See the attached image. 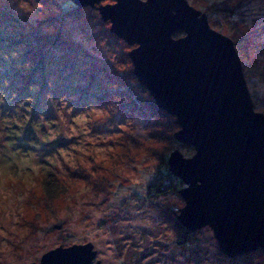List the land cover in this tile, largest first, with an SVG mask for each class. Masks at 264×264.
Listing matches in <instances>:
<instances>
[{
    "label": "rangeland",
    "instance_id": "obj_1",
    "mask_svg": "<svg viewBox=\"0 0 264 264\" xmlns=\"http://www.w3.org/2000/svg\"><path fill=\"white\" fill-rule=\"evenodd\" d=\"M186 1L234 43L264 115V0ZM28 2L31 13L0 0V264L86 244L100 264H264L261 250L227 258L208 227L185 234L178 224L185 185L162 174L173 151L194 152L134 77L137 46L95 8Z\"/></svg>",
    "mask_w": 264,
    "mask_h": 264
},
{
    "label": "water",
    "instance_id": "obj_2",
    "mask_svg": "<svg viewBox=\"0 0 264 264\" xmlns=\"http://www.w3.org/2000/svg\"><path fill=\"white\" fill-rule=\"evenodd\" d=\"M98 10L129 46L133 75L156 107L175 118L166 165L185 185L176 215L188 232L208 227L228 258L264 252V115L256 113L233 42L186 0H69ZM183 37L175 39L176 33ZM91 244L57 248L32 264L94 263Z\"/></svg>",
    "mask_w": 264,
    "mask_h": 264
},
{
    "label": "clouds",
    "instance_id": "obj_3",
    "mask_svg": "<svg viewBox=\"0 0 264 264\" xmlns=\"http://www.w3.org/2000/svg\"><path fill=\"white\" fill-rule=\"evenodd\" d=\"M17 8L24 13H31L34 11L31 4L28 2V0H17ZM5 192L2 186H0V206H3V201L5 197ZM0 235H3L2 232H0Z\"/></svg>",
    "mask_w": 264,
    "mask_h": 264
},
{
    "label": "trees",
    "instance_id": "obj_4",
    "mask_svg": "<svg viewBox=\"0 0 264 264\" xmlns=\"http://www.w3.org/2000/svg\"><path fill=\"white\" fill-rule=\"evenodd\" d=\"M179 34V33H178ZM175 36V35H174ZM173 36V37H174ZM175 38V37H174ZM234 44V43H233ZM234 48H235V45H234ZM238 52V51H237ZM238 54V53H237ZM140 86H142V85H140ZM143 87V86H142ZM145 88V87H144ZM146 89V88H145ZM176 142V141H175ZM178 143V142H177ZM179 144V143H178ZM182 145V144H181ZM187 156V155H186ZM166 167H167V165H166ZM168 168V167H167ZM164 174V175H163ZM163 174H162V176H163V178L165 179V180H168V182H171V180L173 181L175 178L170 174V172H169V170L168 169H166L164 172H163ZM178 182V184L180 183V181H177ZM180 185H181V183H180ZM150 190H151V188H149ZM152 191V190H151ZM153 192L154 193H160L159 192V190H158V188H157V184H156V186L153 188ZM178 192V191H177ZM158 196V195H157ZM175 218H176V216H175ZM179 227V226H178ZM181 227V226H180ZM182 228V227H181ZM184 229V228H183ZM184 232H185V234H189L190 232H188L187 230H183ZM249 255L250 254H245L244 256L243 255H240L241 257H245L246 259L245 260H247L248 259V257H249ZM225 256V255H224ZM239 256V257H240ZM228 258V257H227ZM235 258V257H234ZM237 258V257H236Z\"/></svg>",
    "mask_w": 264,
    "mask_h": 264
}]
</instances>
